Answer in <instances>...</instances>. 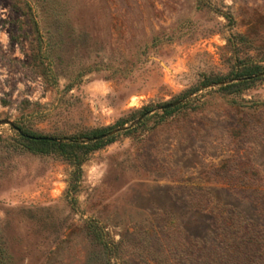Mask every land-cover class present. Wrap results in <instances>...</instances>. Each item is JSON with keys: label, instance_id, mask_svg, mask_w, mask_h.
Segmentation results:
<instances>
[{"label": "rangeland", "instance_id": "374dc122", "mask_svg": "<svg viewBox=\"0 0 264 264\" xmlns=\"http://www.w3.org/2000/svg\"><path fill=\"white\" fill-rule=\"evenodd\" d=\"M263 74L264 0H0V264H259Z\"/></svg>", "mask_w": 264, "mask_h": 264}, {"label": "trees", "instance_id": "16d2710c", "mask_svg": "<svg viewBox=\"0 0 264 264\" xmlns=\"http://www.w3.org/2000/svg\"><path fill=\"white\" fill-rule=\"evenodd\" d=\"M259 73L257 68L246 70L244 72H239L234 75L235 80L239 82L233 86L227 87H235L247 84L255 80L256 74ZM264 75V74H263ZM173 109L163 110V113L168 114ZM143 111H139L138 114L140 115V120H142L147 113ZM137 113V112H136ZM16 129L18 130L19 137L21 140L26 141L29 143L30 147L28 146L29 150L33 152H42L43 148L53 149L59 155L66 157V158H74L73 150H77L80 148L86 149V151L95 150L101 147L104 144L112 142L114 137H108L105 139H98L94 141H90L85 145L79 144L77 140L69 139V138H62L56 139V141H48V140H40L35 139L39 136L35 135L32 132L26 131L20 126L15 125ZM112 128H107L106 130H102L101 132H97L94 134L95 137H100L109 131ZM76 157V156H75ZM75 165H79V162H75ZM228 220V219H227ZM223 223L219 226V231L223 236L224 247L223 250L226 251V256H234L237 254H242V252H250L252 257H249V260L254 263L264 264V234L262 231L258 230L257 228H252V226L247 224H239L237 223L232 217L230 220L226 221V219H221ZM227 241V243H226ZM231 242V244H230Z\"/></svg>", "mask_w": 264, "mask_h": 264}, {"label": "water", "instance_id": "95a60500", "mask_svg": "<svg viewBox=\"0 0 264 264\" xmlns=\"http://www.w3.org/2000/svg\"><path fill=\"white\" fill-rule=\"evenodd\" d=\"M179 104H180V101L172 102V103H169V104H165V105H163V106H160V107L158 108V110H162V111H163V110L172 109V108L178 106ZM131 125H133V124H131ZM126 129H128V127L119 128V129H116V130H114V131H112V132H109V133H107V134H104V135H102V136H100V137L92 138V139H90L89 141H94V140H98V139H103V138H106V137L112 136V135H114V134H116V133H119V132H121V131H125ZM35 139L48 140V141H56L55 138H50V137H39V138H35Z\"/></svg>", "mask_w": 264, "mask_h": 264}]
</instances>
